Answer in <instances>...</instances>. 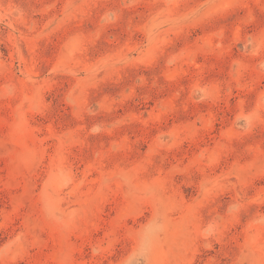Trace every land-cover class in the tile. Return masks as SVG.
Returning <instances> with one entry per match:
<instances>
[{"label": "rangeland", "instance_id": "1", "mask_svg": "<svg viewBox=\"0 0 264 264\" xmlns=\"http://www.w3.org/2000/svg\"><path fill=\"white\" fill-rule=\"evenodd\" d=\"M0 264H264V0H0Z\"/></svg>", "mask_w": 264, "mask_h": 264}]
</instances>
